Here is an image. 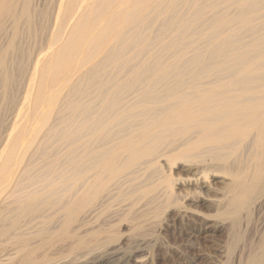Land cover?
<instances>
[{
  "label": "bare ground",
  "instance_id": "6f19581e",
  "mask_svg": "<svg viewBox=\"0 0 264 264\" xmlns=\"http://www.w3.org/2000/svg\"><path fill=\"white\" fill-rule=\"evenodd\" d=\"M53 1L47 41L22 72L20 108L0 142V264H67L81 246L95 250L87 237L105 230L94 223L106 212L107 186L134 164V151L152 163L163 139L193 131L203 134L199 140H219L230 125H218L226 121L249 138V146L264 139V33L247 39L252 29H264V0ZM16 2L0 0V21L20 20ZM138 50L148 60L132 70L128 64L142 56H128ZM105 63L120 66L101 73L96 67ZM211 70L212 80L196 82ZM45 88L49 102L40 97ZM39 109L46 115L33 120ZM50 113L57 121L48 126ZM131 118L139 119L131 128L137 134L115 143L110 125ZM45 126L48 139L64 145L58 170L25 181L29 171L11 168V150L27 149V135ZM156 139L161 141L153 144ZM115 149L134 154L117 161L111 157ZM101 164L107 168L98 171ZM261 168L245 182L235 180L244 190L235 206L252 202L247 188L259 185Z\"/></svg>",
  "mask_w": 264,
  "mask_h": 264
},
{
  "label": "rangeland",
  "instance_id": "374dc122",
  "mask_svg": "<svg viewBox=\"0 0 264 264\" xmlns=\"http://www.w3.org/2000/svg\"><path fill=\"white\" fill-rule=\"evenodd\" d=\"M53 2L18 0L16 11L21 14L20 20L14 24L9 16L1 18L0 27L4 28L0 29V64L3 67L0 68V142L6 129L10 128L14 113L16 115L20 108L17 100L26 74L22 72L28 69L36 49L47 41ZM252 30L248 40L264 33V29ZM133 34L129 37L137 36ZM138 54L142 56L140 59L135 58ZM128 57L135 58L128 64L132 70L139 69V64L148 60V54L144 51L139 53V50ZM105 65L108 66L106 70ZM119 66L112 64L111 67L110 63H105L96 68L107 74V70H115ZM178 67L181 69L182 64ZM68 73L65 70L64 74ZM50 75L57 78L54 70H51ZM215 76L211 70L196 82L212 80ZM67 79L68 76L63 78V82ZM43 90L40 97L49 102L52 98L49 89ZM37 113L33 120L46 115L45 110L39 109ZM51 114H48V126L57 121L56 114ZM146 117L143 114L140 119ZM136 122H139L138 118H131L119 125H110L108 133L119 138L115 143L130 140L137 134L131 130ZM31 123L39 126L37 121ZM224 125L230 127L221 134L219 140H199L203 134L196 137L191 135L193 131L184 137L163 139L157 153L152 156V163L145 162L146 158L134 151V164L121 173L117 172L107 186L109 195L105 198L106 212L99 215L94 223L95 229L103 227L105 230L87 237L95 250L88 251L81 246L67 264H264V175L259 185L247 188L252 202L241 207L235 206V196L244 193L235 180L238 178L245 182L256 173L258 167L264 169V139H257L261 146H249V138L242 136L244 134L239 132L234 122H223L218 128ZM48 126L41 132L27 135V149L21 146L11 150L14 152V157L12 152L10 154L13 160L11 168L29 171L24 177L25 181L35 179L41 172L58 170V156L64 152V145L62 141L48 139L45 134ZM141 134L147 135L145 132ZM99 136L97 133L94 139ZM187 137L194 138L181 146L183 138ZM172 138L174 143L170 146L167 141ZM141 140L137 141L138 145ZM160 141L156 139L153 144ZM94 146L95 155H98L102 148L97 143ZM112 152L111 157L117 161L133 153L121 149ZM54 160H57V165L53 163ZM104 168L107 166L101 164L98 171ZM12 178L17 181L16 175ZM45 181H49V178ZM106 227H109L108 230ZM3 230L2 227L0 231Z\"/></svg>",
  "mask_w": 264,
  "mask_h": 264
}]
</instances>
